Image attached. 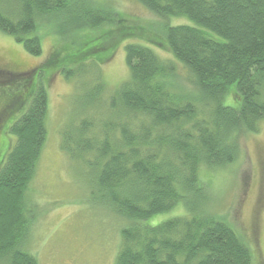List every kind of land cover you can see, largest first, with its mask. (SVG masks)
<instances>
[{"label": "trees", "instance_id": "1", "mask_svg": "<svg viewBox=\"0 0 264 264\" xmlns=\"http://www.w3.org/2000/svg\"><path fill=\"white\" fill-rule=\"evenodd\" d=\"M136 1L192 24L166 25L161 38L135 26L93 36L116 20L100 0H0V32L31 56L44 52V24L64 41L19 79L0 71L15 76L0 92V264H38L24 242L28 192L48 138L43 75L60 70L69 79L78 66L106 63L126 40L146 36L183 64L190 86L178 81L173 60L129 43V79L109 90L100 74L90 77L85 114L63 128L60 148L83 166L93 194L129 220L115 264H254L236 228L208 211L202 170L233 164L242 138L264 122V0ZM181 206L188 212L149 223Z\"/></svg>", "mask_w": 264, "mask_h": 264}, {"label": "rangeland", "instance_id": "2", "mask_svg": "<svg viewBox=\"0 0 264 264\" xmlns=\"http://www.w3.org/2000/svg\"><path fill=\"white\" fill-rule=\"evenodd\" d=\"M100 2L105 9L113 10L116 20L93 30V36L122 26H135L144 30L150 39L161 38L166 25L192 24L187 18L157 16L136 0ZM41 34L44 52L36 57L28 54L12 36L0 32V71H14L19 79L20 71H36L50 60L54 50L64 41L47 24L42 27ZM147 36L126 40L106 63L90 60L83 68L78 66L80 74L69 79L60 70L43 75L49 92L48 138L28 192L32 199L31 217L24 242L38 264L116 263L123 242L122 230L129 220L120 217L93 194L83 166L70 160L61 150V131L84 116L85 112L80 111L86 99L81 95L90 77L100 74L109 90L129 79L125 56V46L129 43H146L162 58L173 60L178 81L190 86L189 72L183 64ZM15 76L7 74L0 78V92L9 89L7 85ZM1 103L3 100H0V108ZM3 138L2 133L0 145ZM202 178L206 194L210 196L208 211L231 223L250 247L254 264H264V122L259 133L242 138L241 152L233 164L204 169ZM186 212L187 208L181 206L155 216L149 223L156 225Z\"/></svg>", "mask_w": 264, "mask_h": 264}]
</instances>
